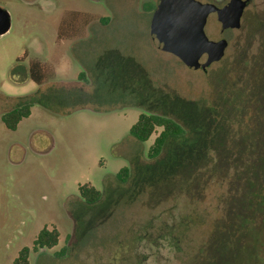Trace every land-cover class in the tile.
Wrapping results in <instances>:
<instances>
[{
    "label": "rangeland",
    "instance_id": "obj_1",
    "mask_svg": "<svg viewBox=\"0 0 264 264\" xmlns=\"http://www.w3.org/2000/svg\"><path fill=\"white\" fill-rule=\"evenodd\" d=\"M159 1L0 0L12 18L0 36V264L23 246L30 264H264V0L238 29L209 15L207 35L229 45L205 71L158 48ZM68 17L77 31L58 36ZM26 102L31 115L8 128L2 115ZM141 113L184 133L152 158L162 128L137 140ZM46 226L59 242L40 253Z\"/></svg>",
    "mask_w": 264,
    "mask_h": 264
},
{
    "label": "water",
    "instance_id": "obj_2",
    "mask_svg": "<svg viewBox=\"0 0 264 264\" xmlns=\"http://www.w3.org/2000/svg\"><path fill=\"white\" fill-rule=\"evenodd\" d=\"M249 1L229 0L219 6L200 0H160L150 32L161 51L173 54L190 69L205 71L224 57L229 45L226 38H209L205 31L209 15L216 13L221 31L238 29ZM11 26L10 12L0 7V36L7 34Z\"/></svg>",
    "mask_w": 264,
    "mask_h": 264
},
{
    "label": "trees",
    "instance_id": "obj_3",
    "mask_svg": "<svg viewBox=\"0 0 264 264\" xmlns=\"http://www.w3.org/2000/svg\"><path fill=\"white\" fill-rule=\"evenodd\" d=\"M79 21L77 18H65L61 23L58 31V36H69L77 31ZM44 73L43 64L40 62H31L29 65L30 77L36 82L40 83ZM34 103L26 102L20 106H16L2 115V120L6 126L12 130L18 127L22 119L31 115V108ZM157 128H162L159 135L155 138L154 143L150 148V157L154 158L160 155L164 149L166 142L169 139L181 136L184 133L183 126L175 119L159 113H141L137 121L132 125L130 134L137 140L145 142L149 140ZM129 169L123 167L118 173L119 178L125 181L128 177ZM80 194L87 204H94L98 202L102 196V192L88 184L80 186ZM60 233L57 229H49L44 227L34 240L33 248H52L59 242ZM30 249L25 247L20 251L19 255L14 261V264H30L29 254Z\"/></svg>",
    "mask_w": 264,
    "mask_h": 264
},
{
    "label": "flooded vegetation",
    "instance_id": "obj_4",
    "mask_svg": "<svg viewBox=\"0 0 264 264\" xmlns=\"http://www.w3.org/2000/svg\"><path fill=\"white\" fill-rule=\"evenodd\" d=\"M228 1H229V0H227L226 2H223V3L220 2L219 4H217V3H216V4L219 5V6H223V5H224L225 3H227ZM252 1H253V0H250V1L248 2L247 7L251 4ZM247 7H246V8H247ZM246 8H245V9H246ZM215 14H216V13H215ZM208 18H209V17H208ZM61 23H62V22H61ZM42 229H43V228H42ZM42 229H41V230H42ZM50 229H54V227H52V228L50 227ZM41 230H40V231H41ZM25 247H27V246H23V247L20 249V251H22ZM34 250H38V252L41 253V252H43V251L45 250V248L39 247L38 249H34ZM20 251H19V252H20Z\"/></svg>",
    "mask_w": 264,
    "mask_h": 264
},
{
    "label": "crops",
    "instance_id": "obj_5",
    "mask_svg": "<svg viewBox=\"0 0 264 264\" xmlns=\"http://www.w3.org/2000/svg\"><path fill=\"white\" fill-rule=\"evenodd\" d=\"M61 22H63V20H61Z\"/></svg>",
    "mask_w": 264,
    "mask_h": 264
}]
</instances>
